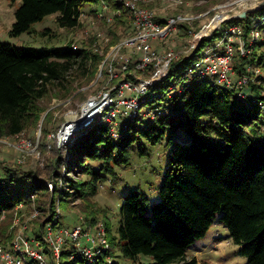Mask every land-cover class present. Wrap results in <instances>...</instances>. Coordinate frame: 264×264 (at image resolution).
<instances>
[{
    "label": "trees",
    "instance_id": "1",
    "mask_svg": "<svg viewBox=\"0 0 264 264\" xmlns=\"http://www.w3.org/2000/svg\"><path fill=\"white\" fill-rule=\"evenodd\" d=\"M102 3L119 11L120 17L128 15L115 0H19L8 34L13 38L30 34L34 24L52 15L59 28L70 30L78 25L84 6ZM263 10L257 13L262 16ZM252 16L230 21L242 26L244 39ZM41 35L47 36L48 31ZM207 40H201L190 56L173 60L161 82L168 80L178 65L196 60ZM263 58V53L254 51L249 62H262ZM102 59L86 48L37 51L0 43V139L34 127L43 112L41 103L52 97L68 99L76 82L95 77ZM247 62L237 58V67ZM188 77L190 82L180 86L181 93L169 97L171 105L163 109L165 115L153 121H146L142 115L126 120L118 127L117 139L111 138L109 127L93 126L71 145L61 149L54 145L47 150L48 134L42 132L38 146L41 154L51 152L46 178L61 182L53 193L32 173L2 167L0 215L4 213L5 217L0 226L1 242L11 239L12 233L6 228L18 203L30 211L29 195H34L35 208L43 213H55V201L65 209L80 202L76 208L84 216L81 225L85 230H93L102 221L108 248L95 257L93 264H138V259L149 264H197L187 251L205 237L218 214L229 238L238 246L239 256L247 264H264V115L255 106L235 101L231 90L209 79ZM262 84L252 86L260 99H264ZM152 103H146L150 113L156 110L151 108ZM157 145L169 150L158 189L159 201L151 204L138 192L125 196L113 234L110 219L95 210L93 199L102 184L119 180L115 168L129 166L134 151L147 156L149 148ZM18 177L29 180L28 189H10ZM50 194L55 201L46 202ZM33 222L38 237L44 223ZM61 261L59 264H88L73 245L62 248Z\"/></svg>",
    "mask_w": 264,
    "mask_h": 264
},
{
    "label": "rangeland",
    "instance_id": "2",
    "mask_svg": "<svg viewBox=\"0 0 264 264\" xmlns=\"http://www.w3.org/2000/svg\"><path fill=\"white\" fill-rule=\"evenodd\" d=\"M136 2L141 8L154 12L156 19L160 22L177 15L189 18L188 21L177 26L166 40L154 44V51L158 57L174 52L178 58H185L195 51L201 40L209 39L198 52V56H201L206 48L215 46L221 40L225 29L234 23L220 22L218 29L205 34L204 27L209 26L213 20L223 14L227 18H234L246 8L256 4V2L264 3V0H136ZM18 6L19 0H0V43L9 44L17 49H34L37 51L50 47L63 48L70 46L72 49L86 48L88 51L97 53L103 58L95 77L90 79L85 77L81 81L76 82L68 99L59 100L52 97L44 100L41 103L43 112L34 127L24 131L20 138L2 139V141L11 145H16L21 138H24L33 144L32 146L34 144L39 146L42 132L46 131L48 136L55 133L65 122L69 112L75 111L87 99L98 96L105 89L117 84L116 80L112 84L108 81L109 78L106 73L107 56L111 48L130 35L133 29L131 27L132 20L127 14L120 17L119 11L112 9L106 3H102L84 6L78 25L73 29L59 28L56 24V16L52 15L34 24L32 33H25L13 38L9 36L8 32L14 22V11ZM91 11H96V13ZM262 13H264V10ZM115 16L118 18H114ZM260 16V13H255L252 18L258 20ZM45 31H48V35L42 36L41 34ZM215 32L216 35L212 38ZM260 52L259 50L257 51V53ZM194 62L195 60H191L189 64L178 65L176 72L168 80L158 82L149 89L146 99L153 102L151 108H156L153 112L170 107L169 97L172 98L173 93L171 94L169 87L176 86L179 88L187 85L190 82L187 73L193 67ZM146 75H149L150 78V71L135 72L131 69L130 74L126 77L134 84L137 81L146 80ZM190 76L192 75L190 74ZM149 109L150 105L145 104L141 112L152 114L153 112L150 113ZM123 120L125 119L122 116H117L115 128L118 129V127H122L127 122H123ZM37 136L39 137L38 141ZM175 137H177V134ZM47 140L46 145H50V148L54 145L56 146L55 140ZM7 143L0 142V175L2 174V167L18 168L21 172L32 173V176H36L40 180H49L46 178V163L51 156V152L41 154L38 147L37 151L40 156L37 158L32 155V149L17 151L12 146H8ZM50 148H47V150H50ZM168 153L169 150H165L163 145L149 148L148 155L143 157L134 151L129 166L115 168L119 180L115 183L107 181L99 187L92 206L96 211L104 212V215L110 219L113 226V234H115L114 230L117 227L119 207L125 196L138 192L144 194L151 204H156L159 201L158 189L165 172ZM29 185L28 179L18 177L9 187L11 190H25L29 188ZM52 199L55 201L52 198V194H50L46 197V202H50ZM54 204L56 208L58 206L57 202L55 201ZM79 204L80 202L69 204L66 209L63 206L59 207L60 216L56 228L60 226L72 228L76 224H81L84 216L76 208ZM31 211H26L25 209L17 211V214H14L11 225L6 228V232H13L11 226L16 215L18 217L23 215L21 224L27 227L28 235L37 232L38 229L34 222L27 220ZM102 216L100 215V219ZM220 216L221 214H218L212 221L205 237L190 246L187 251L189 258H194L197 264H247L246 260L239 256L238 246L232 242L225 226L219 221ZM101 222L100 220L98 224ZM2 223L3 220H0V226L4 225ZM98 224L93 230H89L86 225L87 231L90 232L94 240L99 238ZM19 225L15 228H19ZM81 242L84 244V239ZM67 247L64 246L63 248ZM137 262L138 264H149L145 259H138ZM59 263H62V261Z\"/></svg>",
    "mask_w": 264,
    "mask_h": 264
},
{
    "label": "built area",
    "instance_id": "3",
    "mask_svg": "<svg viewBox=\"0 0 264 264\" xmlns=\"http://www.w3.org/2000/svg\"><path fill=\"white\" fill-rule=\"evenodd\" d=\"M117 1L127 10L133 28L132 33L111 48L107 56L108 81L112 84L116 80L117 84L105 89L98 96L87 99L75 111L69 112L65 122L47 138V141L55 140L59 149L71 145L80 133L93 126L109 127L111 138H119L120 133L115 128V120L119 115L125 119L124 122L133 121L141 115L146 117V121H153L156 116L166 114L164 110H158L152 114L141 112L142 107L148 101L146 95L149 89L168 76L170 63L178 59L174 52L158 57L154 51V44L166 40L177 26L188 21L189 18L177 15L160 22L156 19L154 12L141 8L136 0ZM253 5H260V10L264 8L262 2H256ZM228 18L226 17L217 24H214L213 20L209 26L204 27L205 34L218 29L220 22L244 20L246 17L244 19L238 16ZM243 34L240 24L229 25L221 40L215 46L206 48L203 54L195 60L188 74L209 79L216 85L231 90L235 101L255 106L264 115V99H260L252 90V86L264 83V58L262 62L258 59L252 63L249 62L254 51L259 50L264 55V15L258 20L251 17L250 28L245 39ZM237 58L248 59V62L239 68ZM131 69L135 72L149 70L151 76L133 84L126 77ZM262 86L261 95L264 96V84ZM182 90V87H169L173 95L181 93ZM22 133L12 138H20ZM38 138L37 136V141ZM0 142L7 143L2 139ZM7 145L17 151L32 149V155L37 158L40 156L37 144L32 146L33 144L24 138H21L16 145L9 143ZM47 148L49 149L50 145H47ZM43 185L49 193H53L61 187V182L51 179L43 181ZM29 199L32 201V211L27 220L41 221L44 226L38 237L33 233L28 235L27 227L21 224L23 215L20 217L16 215L11 226L13 230L11 239L5 242L0 240V264H59L62 248L69 245L77 248L88 264H93L95 257L108 248L101 223L98 224L99 238L97 240H94L90 232L85 230L81 224H76L72 228L61 226L56 228L60 216L59 206L55 208L53 214L43 213L35 208V196L29 195ZM23 209L24 204L18 203L15 214ZM4 217L2 213L0 220ZM18 225L19 228L16 229ZM82 239L85 241L84 244L81 242Z\"/></svg>",
    "mask_w": 264,
    "mask_h": 264
},
{
    "label": "water",
    "instance_id": "4",
    "mask_svg": "<svg viewBox=\"0 0 264 264\" xmlns=\"http://www.w3.org/2000/svg\"><path fill=\"white\" fill-rule=\"evenodd\" d=\"M261 9L260 5H253L249 8H246L244 11H242L239 15L238 18L240 19H244L246 17V15L248 14H255L257 12H259Z\"/></svg>",
    "mask_w": 264,
    "mask_h": 264
},
{
    "label": "bare ground",
    "instance_id": "5",
    "mask_svg": "<svg viewBox=\"0 0 264 264\" xmlns=\"http://www.w3.org/2000/svg\"><path fill=\"white\" fill-rule=\"evenodd\" d=\"M226 17L227 16L223 14V15L219 16L218 18H216L213 23L214 24H217L219 21L225 19Z\"/></svg>",
    "mask_w": 264,
    "mask_h": 264
}]
</instances>
